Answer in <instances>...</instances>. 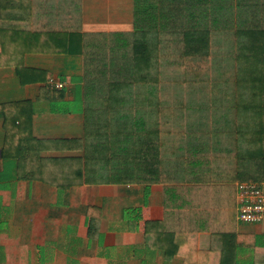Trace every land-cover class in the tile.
I'll return each mask as SVG.
<instances>
[{
    "label": "trees",
    "instance_id": "1",
    "mask_svg": "<svg viewBox=\"0 0 264 264\" xmlns=\"http://www.w3.org/2000/svg\"><path fill=\"white\" fill-rule=\"evenodd\" d=\"M17 1L0 0V60L82 59L83 181L162 184L167 238L216 193L264 183V0H133L113 33L82 31L80 0H34L27 18ZM44 83L37 100L62 99Z\"/></svg>",
    "mask_w": 264,
    "mask_h": 264
},
{
    "label": "crops",
    "instance_id": "2",
    "mask_svg": "<svg viewBox=\"0 0 264 264\" xmlns=\"http://www.w3.org/2000/svg\"><path fill=\"white\" fill-rule=\"evenodd\" d=\"M19 1L27 18L34 0ZM80 4L85 32L133 28V0ZM17 65L32 70L19 75ZM81 69L79 55L24 52L21 61L0 60V264H264V219L238 221L236 186L216 193L206 209H192L184 219L189 231L173 223L178 230L167 238L162 184L83 181ZM59 81L62 99L37 100L44 82Z\"/></svg>",
    "mask_w": 264,
    "mask_h": 264
},
{
    "label": "built area",
    "instance_id": "3",
    "mask_svg": "<svg viewBox=\"0 0 264 264\" xmlns=\"http://www.w3.org/2000/svg\"><path fill=\"white\" fill-rule=\"evenodd\" d=\"M61 89L64 83H54ZM237 219L242 223H257L264 219V183L238 182L236 184Z\"/></svg>",
    "mask_w": 264,
    "mask_h": 264
},
{
    "label": "rangeland",
    "instance_id": "4",
    "mask_svg": "<svg viewBox=\"0 0 264 264\" xmlns=\"http://www.w3.org/2000/svg\"><path fill=\"white\" fill-rule=\"evenodd\" d=\"M81 25H82V23H81ZM81 28H82V26H81ZM83 31V30H82ZM117 32V31H116ZM97 33H100V32H97ZM101 36H103L104 34H100ZM81 73H82V69H81ZM82 75V74H81ZM59 77H62V75H59ZM68 79V78H67ZM80 98H77V101L76 102H78V100H79ZM77 106V108H79V106L78 105H76Z\"/></svg>",
    "mask_w": 264,
    "mask_h": 264
}]
</instances>
